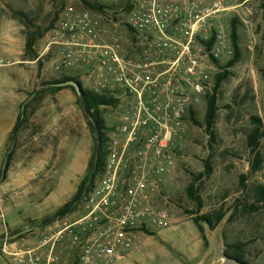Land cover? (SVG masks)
<instances>
[{
  "label": "rangeland",
  "instance_id": "rangeland-1",
  "mask_svg": "<svg viewBox=\"0 0 264 264\" xmlns=\"http://www.w3.org/2000/svg\"><path fill=\"white\" fill-rule=\"evenodd\" d=\"M133 2H1L0 264H17L3 252L7 238L9 245L18 244L24 249L47 237L60 238L54 249L55 264H81L75 237L85 243L92 234L83 227L66 230L64 224L81 220V198L62 215L59 211L73 200L89 175L98 134L76 92L68 87L55 89L52 84L68 76L89 89L91 77L82 69L56 70V57L43 52L66 5L119 14L129 11ZM253 2L258 13L252 26L247 28L240 21L237 25L240 60L227 69L233 54L217 64V74L227 70L229 75L217 89L213 134L207 130L204 98L190 115L185 141L176 150V168L162 200L174 219L173 227L140 234L137 256L128 255L118 264H212L211 237L215 233L227 253L243 256L248 264H264V200L256 195V188L264 186V136L255 153L248 142L257 125L255 119L261 120L264 130V0ZM28 35L37 38L30 53H26ZM19 68L22 76L15 74ZM34 93L36 96L23 109ZM116 109V105L99 108L102 138L108 133ZM12 112L24 114L16 137L11 136L12 132L6 134L15 118ZM13 142V156L2 179L3 162ZM192 186L197 192L194 197ZM207 214H211L215 225L210 227L200 221L198 226L195 220ZM222 215L221 222H217ZM31 227H35L32 232L12 239ZM61 231L64 232L60 234Z\"/></svg>",
  "mask_w": 264,
  "mask_h": 264
},
{
  "label": "built area",
  "instance_id": "built-area-1",
  "mask_svg": "<svg viewBox=\"0 0 264 264\" xmlns=\"http://www.w3.org/2000/svg\"><path fill=\"white\" fill-rule=\"evenodd\" d=\"M253 1L134 0L119 14L73 4L60 12L43 55L53 54L60 72L86 70L90 90L118 100L97 148L102 166L81 197L83 216L64 223L92 234L85 243L75 237L81 264H111L128 256L140 234L173 227L162 200L176 150L191 111L213 93L218 61L234 54L232 21L252 26ZM3 21L0 10V39ZM59 239L23 249L7 238L3 252L17 264H55Z\"/></svg>",
  "mask_w": 264,
  "mask_h": 264
},
{
  "label": "trees",
  "instance_id": "trees-1",
  "mask_svg": "<svg viewBox=\"0 0 264 264\" xmlns=\"http://www.w3.org/2000/svg\"><path fill=\"white\" fill-rule=\"evenodd\" d=\"M97 7H99V6H97ZM99 8H101V7H99ZM238 21L239 20L234 19L231 23V26H232V28H231L232 34L231 35H232V40H233V45H234V56L228 62L227 66H226L227 69L229 67H232L233 65H235L241 58V50H240L238 43H237L238 42V35H237ZM36 39L37 38H35L32 35H28L27 41H26V53L32 52V49H33L35 42H36ZM228 75H229V72L227 70L225 72H223L222 74L221 73L217 74L216 84H215V92L213 94L209 95L206 99V101H207L206 124H207V130L210 134H213L216 114H217V110H218V108H217V101H218L217 89L227 79ZM68 81H77L82 87L81 82H79L76 78L68 77V76L64 77L63 79H61L60 81H58L56 83H65ZM54 87H55V89H62L63 88V87H57V86H54ZM67 87L71 88V89H73V91H75V89L73 87H71V86H67ZM78 98H79V102H80L81 106L83 107L85 113L88 116H90L92 119V125H94L95 132L98 134L97 142L99 144L100 141H102V129H103V126H101L102 122L100 121V119L98 117L99 108L101 106H115V105L117 106L118 100L115 99L112 95L96 93L90 89H84L83 87H82V95L78 96ZM191 114H193V110L191 111ZM23 115L24 114L21 113L18 116L17 123H16V125H15V127L11 133L12 137H16L19 134V132L21 131L22 125H23ZM255 121H256L257 125L248 137L249 146H250L253 153H255L258 150V147L260 145V139L264 136V130H263V125H262L261 120L257 118V119H255ZM12 156H13V154H11L9 156V162H10ZM9 162H8L7 169L9 167ZM102 162L103 161H102L101 155L97 154V150H96L93 154L92 162L90 164V170L91 171H90L89 175L85 178L84 182L80 186V188H79L78 192L76 193L75 197L73 198V200L70 203H68L66 206L61 208V210L59 211V215H62L63 213L70 210L71 207L82 197L83 192L89 183L91 174L94 172V176H96L99 173L100 168L102 166ZM256 167L258 169V166H256ZM191 191H192L193 197L197 195V192L194 190V186H192ZM256 195L258 197L262 198V200H264V186H258L256 188ZM223 216L224 215H222L221 218L219 219V221H217V222H221ZM200 221L205 222L210 227H213L215 225V222L213 221L211 214H207L200 219H196L195 223L199 226ZM199 228H200V232H203V229L201 228V226ZM227 254H229V253H227ZM229 255L244 261L243 256H236V255H231V254H229ZM244 262H246V261H244Z\"/></svg>",
  "mask_w": 264,
  "mask_h": 264
},
{
  "label": "water",
  "instance_id": "water-1",
  "mask_svg": "<svg viewBox=\"0 0 264 264\" xmlns=\"http://www.w3.org/2000/svg\"><path fill=\"white\" fill-rule=\"evenodd\" d=\"M52 86H57V87L71 86L75 89L78 96L82 95V87L77 81H68L65 83H54V84H52ZM35 96H36V93H34L31 96V98L29 100H27V102H25V104L23 105V109H24L25 105L28 102H30ZM15 145H16V143L13 142V144L11 145V148L8 150L7 155L4 159L3 166H2V179L5 177V173H6L8 162H9V156L12 154V152L15 148ZM92 176H93V173H92L90 179L92 178ZM34 229H35V227H31V228H27L25 230H22L21 232H18L17 234H15L12 237V239H17L22 235H25V234L32 232ZM211 239L214 243V245H213L214 256H213L212 264H247L246 262H244V261H242L236 257H232L226 253L224 247L222 246V244L220 243V241L218 239L217 233H215L214 236L211 237Z\"/></svg>",
  "mask_w": 264,
  "mask_h": 264
},
{
  "label": "crops",
  "instance_id": "crops-1",
  "mask_svg": "<svg viewBox=\"0 0 264 264\" xmlns=\"http://www.w3.org/2000/svg\"><path fill=\"white\" fill-rule=\"evenodd\" d=\"M15 74H17L18 76H22V69L21 68H19L18 69V71H17V73H15ZM11 99H13V98H11ZM18 99H22V97H18ZM12 114H13V112H12ZM13 116L15 117L14 118V121H12V123H11V125H10V127H9V129H8V131L6 132V134H9L10 132H12V130L14 129V127H15V125H16V123H17V120H18V114H13ZM138 244L139 243H135V245H134V247H133V249L130 251V253L128 254L129 256L131 255V257H136L137 256V248H138ZM121 261V259H117V260H114L112 263L113 264H118L119 262Z\"/></svg>",
  "mask_w": 264,
  "mask_h": 264
}]
</instances>
